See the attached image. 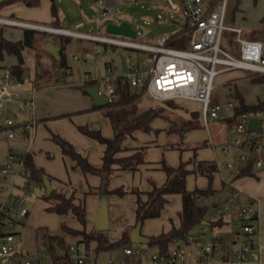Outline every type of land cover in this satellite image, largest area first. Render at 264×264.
Masks as SVG:
<instances>
[{"label": "rangeland", "instance_id": "rangeland-1", "mask_svg": "<svg viewBox=\"0 0 264 264\" xmlns=\"http://www.w3.org/2000/svg\"><path fill=\"white\" fill-rule=\"evenodd\" d=\"M54 1L61 27H69L97 35L108 34L105 32V26L109 22L119 23L126 21L136 31L135 40L147 42L157 35H173L182 30L184 25L182 15L171 11L161 0H120L108 14L102 12V8L107 0ZM225 23L241 27L244 36L260 32L264 29V0H228ZM0 26L7 28L9 24L0 21ZM52 27L57 28V26ZM14 32H18V29ZM3 34L7 37H16L14 33L10 34L5 29H3ZM48 36L55 39L54 34H48ZM233 37V33L224 31L222 46L227 49L226 46L235 45V50H232L231 47V50L228 49L237 55V45ZM44 40L46 38H43L37 45V53L41 55L47 54L42 49ZM111 48L110 45L102 42L70 36L64 47V65L68 66L67 69L70 73L65 81L78 83L79 81L87 80L88 84L93 81L98 84L99 90L103 92L107 82L106 78H109L111 75H119L120 73V54L135 57L141 55V51L135 49L118 46L112 51ZM84 49L91 51L88 60L74 59L73 54H80ZM12 60L14 62L15 59ZM3 63L4 65L7 64L6 58ZM27 63L28 65H32V62L28 61ZM59 65V62L55 60L53 68L56 67L59 70L63 67ZM252 74L243 70L231 71L227 77H232V79L234 77L235 82L229 81V84L226 85L217 84L222 75L217 76L215 80L216 85L213 90L214 101L216 99L219 102L232 101L236 105L239 102L236 97L237 92L243 95L244 101L247 104H253L264 99V83L252 82L250 78ZM60 80L62 81L63 79L61 78ZM80 98H82V101H71L69 104L71 108H67L53 116L52 119L46 122V126L42 124L39 127L40 124H38L32 146L21 137L20 130L16 128L14 131L16 134L21 135L20 140H14V138L6 143V152L0 157V168L6 163L8 152L22 157L27 152L32 151L36 155V157L33 156L35 163L47 173L52 188L61 192L65 191L66 193H64L69 195L71 193L70 190L62 189L61 187L64 186V183L70 184L76 193H81L85 197L86 211L89 215L92 205L99 199L98 195H92L89 193V190L92 186H98L99 192L100 190H104L101 189L104 186L102 176L95 173L84 174L79 168H73L69 157L61 154L59 145L51 138L52 133L58 134L69 141L78 152L86 155L92 165L101 162L103 145L97 140L81 133L78 127L82 125L91 129H98L105 137L112 136V128L108 118L104 116L101 110L92 109L89 95L80 92ZM84 100H90V105L84 106L82 103ZM138 104L140 110L153 104L160 105L164 107V117L166 118H153L150 131H137L134 134L135 138L130 140L136 141V145L145 146L144 159L150 164L148 165L150 168H140L138 171H122L111 174L106 182L105 187L107 190L115 188H122L125 191L129 188L130 190L129 193H125L122 196L108 193L109 213L112 219L117 221L126 219L127 222L134 219L135 195L131 193V189L145 191L150 189L153 184L157 186L161 185L165 178V173L161 168L162 163L169 166H177L181 161H189L188 165L198 160L215 161L217 172L210 182L205 175L194 172L187 174L185 183L186 188L189 190H193L194 188L205 189L209 184L213 186L216 183L227 184L237 182L240 176L229 174L228 170L223 167V164L230 162L233 165H244V163L238 160L239 148L234 145V139L237 137L244 139L252 137L254 134L252 132L238 133L234 131L232 126H229L225 121L226 114H230L231 112H221L218 119L204 124L200 119L201 103L195 100L174 98L169 101H157L153 100L146 92H143L140 100H138ZM192 113L196 114L197 117ZM6 115L13 117L16 122H20L26 118L25 114L18 111L16 104H8L6 106L3 116ZM255 115L264 120V111H259ZM36 118L38 119V116ZM187 120H192V124L186 125ZM2 123L3 120L0 121V124ZM3 138V133H0V139ZM18 138L16 137V139ZM260 138L264 139V125ZM1 145L2 143H0ZM261 170L263 168L256 169L254 172L257 173ZM27 182L29 183L28 185ZM0 185L14 195H18L23 200L28 212L23 217H17L13 214L12 219L7 221L1 228L3 232L13 233V244L22 253L14 258L15 264H23L25 260H33L34 258L38 259L39 264H44L47 262L49 243L43 237L41 230L58 232L61 224L72 226L76 221L71 217L64 216L65 218H61L57 213L49 211L47 209L49 202L42 198V195L46 192L45 186L39 182L28 181L27 177L20 172H16V167L12 168L5 178L0 173ZM244 192L246 191L244 190ZM250 196L255 199L252 209L257 213V217L250 220V223L255 228L253 233L243 232L241 221L238 219L239 211L247 204V201L242 202L239 200L235 204L234 202H227L226 199L215 200L207 208L204 215L205 221L218 217H223V220L221 225L210 226L205 224L207 236L206 239L198 243L197 252L202 253L200 246L205 243H211L213 238L225 243L227 252L226 260H215L214 255L217 253H214L210 257L213 264H235L232 254L244 242H247L249 245L252 242L253 245V248L249 246L248 264H264V194L250 193ZM180 203V196L178 194H171L168 205L165 206V212L171 213L169 216L175 219L181 209ZM225 206L227 209H225ZM219 208L220 210H218ZM169 216H164V213H162L158 217L144 219L142 221V232H145V226L149 220L151 221L149 224L150 229L167 223ZM231 218L237 221L236 225H233ZM117 221L114 222V226L112 225L106 231L113 239H117L120 232V222ZM197 227L200 226H195L192 229L191 234L193 236L199 231V228L196 230ZM227 228L229 229L228 231H226ZM234 231H237V234ZM233 236L237 238L234 242L232 240ZM3 237L0 236V243ZM129 244L132 247L143 245L145 249H152L145 243L130 242ZM76 245L80 250H84L82 243L76 242ZM183 245L187 249H190L188 244ZM89 246V249H93L94 253L85 255V257H89L91 260L95 258V264L131 263L132 257L124 254L123 246L121 245L102 250H96L92 243ZM140 259L141 262L139 264L146 262L144 255Z\"/></svg>", "mask_w": 264, "mask_h": 264}, {"label": "built area", "instance_id": "built-area-1", "mask_svg": "<svg viewBox=\"0 0 264 264\" xmlns=\"http://www.w3.org/2000/svg\"><path fill=\"white\" fill-rule=\"evenodd\" d=\"M120 0H108L103 6L102 12L108 14L113 6ZM135 1V0H124ZM174 12H178L184 19L182 30L173 35H157L147 42L135 40V37L106 34L97 35L89 32L71 29L69 27H57L54 31L62 36H75L83 39L102 42L111 47L122 46L125 48L141 51V55H123L126 62V71H122L120 64L119 75H111L106 78L104 93L108 97V102L113 98L114 82H127L132 89H141V93L146 92L153 100L166 101L174 98H186L201 103L200 119L207 124L211 120L219 118L220 113L233 112L235 104L232 101L218 102L213 100V90L217 76L231 70H243L253 74H264V47L262 41L247 38L243 35V29L239 26L225 23L227 15L228 0H161ZM1 22L10 25H22L32 29H49L48 26L21 22L18 20L0 18ZM233 33L234 42L237 45V55L222 46L223 32ZM137 35V34H136ZM182 43L181 46H173L171 42ZM81 56L88 58L90 50L84 49ZM78 58V54L73 56ZM28 59H30L28 57ZM116 68V67H114ZM87 80L81 81L85 82ZM23 80L17 77L9 66L3 67L0 71V121L2 129L8 139L15 138V129L18 128L23 139L32 146L36 133L37 119L34 116L35 91L32 87L31 97L23 98L20 95V88ZM8 104H16L21 113L29 112L31 118L16 122L9 115L3 116V111ZM10 111V110H8ZM255 114L243 113L235 119L231 125L238 133L247 132L248 118ZM258 117V116H257ZM264 120L261 118V131H252L254 136L247 138L237 137L234 145L239 148L238 160L241 163H252L253 168L264 167V139L260 138L263 132ZM229 174L238 175L241 165H233L230 162L223 164ZM16 167V172L25 177L29 176V171L24 167V160L11 152L7 154V161L0 168V173L5 178L12 168ZM28 185V183H27ZM226 201L234 202L239 193L232 185L227 184ZM200 200L199 197H196ZM254 198L249 196L247 204L243 206L238 214L241 221L242 230L245 233H253L254 226L250 220L256 217V211L252 209ZM227 206V205H226ZM225 206V209L227 207ZM220 210V208L218 209ZM27 213L23 200L6 190L0 185V232L2 226L12 219L13 214L23 217ZM0 243V264H9L6 261L16 255H21V251L15 248L11 233H3ZM207 236L205 225L199 227V231L193 236H187L190 247H199L198 243ZM251 243V242H250ZM222 246V242L213 238L211 243L200 246L202 253H194L184 245L174 246L166 252L158 248L145 249L144 247H123L125 255L131 256L130 264H139L140 257L145 256L146 262L143 264H213L210 257L217 253ZM249 244L244 242L234 253L235 264H248ZM73 256L68 264H86L89 257L94 253L93 249L85 252H78L74 246H70ZM215 256V255H214ZM138 258V263L136 262ZM23 264H39L37 258L25 260Z\"/></svg>", "mask_w": 264, "mask_h": 264}, {"label": "trees", "instance_id": "trees-1", "mask_svg": "<svg viewBox=\"0 0 264 264\" xmlns=\"http://www.w3.org/2000/svg\"><path fill=\"white\" fill-rule=\"evenodd\" d=\"M51 13L54 17L57 16V7L55 1L51 0ZM22 2L26 6H38L40 0H0V8L14 3ZM55 25V24H54ZM10 26V25H9ZM56 26V25H55ZM48 34L44 30L23 28V36L18 40H12L4 36L3 27L0 26V61H3L7 55H14L16 62L12 65H7L12 69V72L21 78L24 68L25 56L24 49H34L35 55L40 56L37 49L38 43L46 38ZM70 36L55 35V41L59 44L58 51L59 57L54 58V61L59 62V66L65 69L68 67L64 65V47L67 39ZM181 46L182 43L171 42V45ZM47 52V51H46ZM37 65H40L39 59ZM2 67V66H1ZM6 67V66H3ZM252 82L264 83V74H252L250 76ZM91 81L89 84H93ZM88 82L83 83L80 88L84 93V87ZM87 94V93H86ZM141 92L137 89H132L127 82H114L113 98L108 104L104 106L92 105V109L103 108V114L110 121L113 134L111 137H105L98 129H91L87 126L80 125L78 128L81 133L97 140L103 146L102 165L94 167L89 163L87 158L77 152L72 145L58 135L53 134L52 139L59 145L61 152L70 157L73 161V166L78 167L84 174L95 173L102 176L104 186L102 187L104 194L114 193L116 195H124L126 193L122 188H115L112 190L106 189V182L111 174L115 171H136L139 169L140 164L144 163V148L145 146L128 148L123 146L126 138H134L136 131L148 132L151 130V121L155 117H164V107L160 105H150L143 109H139L138 100H140ZM239 102L235 105L231 115L225 117L226 123L231 126L237 116L246 114H255L259 111H264V99L257 101L253 104H247L244 101L242 94H236ZM169 101V100H168ZM193 114V113H192ZM197 117L196 114H193ZM166 118V117H164ZM186 125L192 124V120H187ZM129 151L127 154L119 155L120 152ZM24 160V167L29 171L28 181H35L42 184L44 171L34 165L32 154L26 153L22 156ZM190 162H179L177 166H169L162 163L161 168L166 175L165 181L157 186L152 187L147 191H140L132 189L131 193L135 195V218L136 222H142L144 219L158 217L167 203L166 196L169 194H178L181 197V209L177 216L179 218V226L174 225L168 231L161 232L157 235L149 236V241L146 243L151 248H158L162 252L168 251L174 246H180L188 242L187 236L191 234L195 226L207 224L210 226L221 225V217L212 219L210 221L204 220V215L208 206L205 205L206 201L212 198L215 190L212 189L211 184L205 189L194 188L189 190L186 188V176L190 172L205 175L209 182L212 180L214 173L217 171V166L213 160H198L188 167ZM115 166V167H114ZM254 168L252 163L245 164L238 175H254ZM49 179V178H48ZM28 183V182H27ZM29 184V183H28ZM91 193V190H89ZM199 197L200 200H197ZM42 198L49 202L47 209L55 212L58 215L71 214L82 225V229H72L62 225V229L70 232L73 235H79L80 238L77 243H82L84 250L77 249L78 252H85L90 248V243L94 242L96 250L111 249L114 246H125L129 243L128 230H124L122 235L117 241L110 242L107 238L106 231H99L95 228L89 231L85 229L87 222V213L84 206V200H80L75 196V190L72 189L69 195L64 192L51 189L46 191ZM3 232H0V235ZM43 237L48 240L49 249L53 255L57 257V247L64 249L66 257H72L68 249L65 250L63 246V239L58 235H51L42 233ZM73 254V253H72ZM69 258V259H70Z\"/></svg>", "mask_w": 264, "mask_h": 264}, {"label": "crops", "instance_id": "crops-1", "mask_svg": "<svg viewBox=\"0 0 264 264\" xmlns=\"http://www.w3.org/2000/svg\"><path fill=\"white\" fill-rule=\"evenodd\" d=\"M51 3H52L51 0H40V3H39L38 6L29 7V6H26L25 4H23L22 2H14V3L5 5V6L0 8V18L13 19V20L21 21V22L35 23V24H40V25H44V26L46 25V26H49V27H52V26H55V25L57 27H61V24H60L59 19H58V14H57L56 17H54L52 15V13H51ZM106 4H107V2L105 3V5ZM23 28H27V27L26 26H22V25H20V26L19 25H10L7 28L3 27V29H5V31H7L8 33H10V34L14 33V35L16 36L15 38L6 36L7 38L12 39V40H18V39L22 38V36H23ZM17 29H18V32H14V31H17ZM41 30H44L47 34H54V35L58 34L56 32L45 30V29H41ZM245 37L252 38V39H258V40L262 41L263 47H264V29L261 30L260 32L252 33L250 36H245ZM48 40L52 41L54 44L59 46V44L54 39H52L51 37H49L47 35L46 36V40H44L43 43H42L43 51L46 52V50L44 49V44ZM226 47H227V49L228 48L230 49V47H231L232 50H235V48H236L235 45H232V46L230 45V46H226ZM30 50H32V51H30ZM34 52H36L34 49H30V48H25L24 49L25 62H24L23 66H24L25 69L23 70L22 75H21V78L23 80V84H22V86L20 88V95L23 98H30L31 97V92H32V87L33 86L36 87L34 116H35V118H36V116H38V119L36 118L37 119V125L40 124L39 125V127H40L42 124H44L46 126V122H48L50 119H52L53 116H55L56 114L66 110L67 108L68 109L71 108L69 106L71 101L72 102H73V100H74V102L82 101L81 100L82 98H80V92H82V93H84V92L80 88V86L83 84V82L79 81L78 83H75V82H70V81L67 82V81H65L69 77V74H70L68 69H65L64 67H61L59 70L56 67L53 68L54 65H55V61H54L55 57L54 56H52L50 53L46 52L47 54H42V55L40 54V56L37 57ZM74 55L75 54H73V56ZM28 57L30 59H28ZM5 58L7 60V64L4 65V63H3L4 60L0 61V71L3 69V66L12 65V64H14L16 62L15 61L16 58H15L14 55H7ZM12 59H15L14 62H12L13 61ZM38 59L40 61L39 62L40 65H37ZM76 60L87 61L88 58H85V57L81 56V54L78 53V58H76ZM28 61L30 63L32 62V65H28V63H27ZM231 71H234V70H231ZM231 71H227L225 73L220 74L222 76H220V79L217 82V84L226 85V84H229V81L230 82L231 81L235 82L234 81V77H233V79H232V77L231 78L227 77L228 73L231 72ZM61 78L63 79L62 81L60 80ZM86 82L87 81H85L84 83H86ZM212 97H213V100H214V95ZM216 101H217V99H216ZM82 103H83L84 106H88V104L90 105V100H86V101L84 100V102H82ZM92 105H95V104L93 103V101L91 99V107H92ZM97 109L101 110L102 113H103V108H97ZM24 114L26 115V118L23 119V120H28V119L31 118V114L29 112L24 113ZM229 115L230 114H226L225 117H227ZM36 129H37V126H36ZM0 133H3V135H4V138L0 139V143H2V145L0 146V157H1L4 154V152H6V143H8V141L10 139L7 138V135H6L5 131L1 127V124H0ZM135 133H137V131ZM20 134H16L15 133V139L14 140H20V136L22 135V134L21 135ZM53 134L54 133H52V135ZM55 135H58V134H55ZM16 137L17 138L19 137V138L16 139ZM134 138H135V135H134ZM131 139L132 138H129V137L126 138L124 140V142H123V146L128 147V148L141 147V146L135 144L136 141H133V140L130 141ZM72 147L74 148L73 145H72ZM59 149H60V147H59ZM128 152L129 151H123V152H120L119 155L127 154ZM27 153H31L32 154V159H33L34 165L36 167H38V168H41L34 161L35 160L34 157H36V155L32 151H29ZM79 153L82 154L81 152H79ZM61 154L64 155L62 152H61ZM82 155H84V154H82ZM84 156L88 160V157L86 155H84ZM69 159H70V157H69ZM70 161H71V165H72L73 168H78V167H74L73 166V161L71 159H70ZM101 165H102V156H101V162L99 164H96V165H93V166L94 167H100ZM148 165H150V164H148V162L145 161V159H144V163L140 164L139 169L140 168H150V166H148ZM244 165H241V166L243 167ZM188 167L191 168V164L188 165ZM262 168H263V170H261V171H259L257 173H254V175H242V176H240L237 179V182L229 183L236 190L239 191V193H238V195L236 197V201H234L235 204H237L239 202V200H241L242 202L247 201L248 197L250 196V193H253V194H264V181H263V179H264V167H262ZM138 170H136V171H138ZM255 170L256 169L254 168V171ZM119 172H122V171H115L113 174H116V173H119ZM216 172L214 173V175L216 174ZM43 178H47L48 179V175H47V173L45 171H44ZM165 179H166V175H165L164 181H165ZM49 182H50V180H49ZM42 184H43V180H42ZM223 185H224V183H220V184L216 183V185L212 186V189L215 190V194L223 187ZM61 188L62 189H67V190L69 189L70 192L72 191V187L68 183L67 184L64 183V186H62ZM90 190H91V194L92 195H98V198H99L95 202V204L92 205V210L89 213V215H96L98 210H99L100 195L104 194V192L102 190H100V192H99L98 191L99 190L98 186H92L90 188ZM244 190L246 192H244ZM57 191H59V190H57ZM145 191H147V190H145ZM129 192H130V190H129V188H127L126 193H129ZM75 196L79 200L82 198L84 200V206H85V197L82 196L81 193H76V192H75ZM105 197H106V203H107V208H108V218H109V225H108L107 229H109L110 227H112V225L114 226V222L117 221V220L112 219V217L110 216L109 203H108V194L107 195L105 194ZM170 197H171V194L166 196L167 203L164 205L160 215L162 213H164V216L165 215L169 216L171 214V213H166L165 212V206L168 205ZM180 199H181V197H180ZM180 207H181V203H180ZM85 209H86V206H85ZM27 213H26V215H27ZM86 213H87V211H86ZM87 215H88V213H87ZM60 216H61V218L71 217L74 221H76V223H73L72 226H68V225L64 224L66 227L72 228V229H82L83 228L82 225L71 214L60 215ZM256 217H257V214H256ZM222 218H221V220H223ZM167 220H168V222L165 223V224H162L160 227H153V228H150V229H149V224L151 223V221L149 220L147 222L146 226H145L146 227V229L144 230L145 232H142V229H141L142 228V222H141L140 234L148 238L149 236L157 235V234H159L161 232L168 231L171 228L172 225H174L176 227L179 226L180 222H179L178 216H176L175 219L173 217L169 216ZM118 221L120 222L119 223L120 232H119V235H118L117 239L111 238L109 233L106 232L107 238H108V240L110 242L117 241L120 238V236L122 235V232L124 230H126V229L128 230V233L130 235L131 230L136 225L135 213H134V219L133 220H130V221L127 222L126 219H121V220H118ZM232 221H233V225L237 224V221H235L233 219H232ZM62 225L63 224H61V228H60V230L58 232H49L47 230H41V233L51 234V235H58V236L62 237L63 246H64L65 250L68 249V252L71 253L70 255L73 256L72 251L70 249V246H74L75 248L80 249L76 245V242L79 240L80 236L79 235H73L70 232H67V231L63 230L62 229ZM203 225H205V224H203ZM9 226H11V224H9ZM92 228H95V226L93 225L92 222L87 220V222L85 224V229L89 231ZM158 228H160V229H158ZM198 228L199 227H197L196 230ZM107 229L104 230V231H107ZM228 230L229 229L227 228L226 231H228ZM234 232L237 234V231H234ZM3 233H11L13 235L12 232H3ZM235 239H237V238H235L233 236L232 237L233 242L235 241ZM130 242L131 241H130V236H129V243ZM91 243L94 244V242H91ZM129 243H127L126 246L132 247ZM94 246H95V244H94ZM133 247H143V245H136V246H133ZM56 249H57V252H58L57 253L58 256L55 257L53 255L52 251L49 249V253H48V256H47V262H45L44 264H68L69 263V258L70 257L68 258L67 256L66 257L64 256V254H65L64 249H60V247H57ZM190 249L194 253L198 254L197 247H190ZM61 251L64 252V254H61ZM217 254L221 255L220 259H216L215 258V256ZM217 254L214 256L215 260H222V259L226 260L227 259V252H226V244L225 243H222L221 249L217 252ZM17 256H19V254L14 256V257H12L9 260H7L6 262L9 263V264H15V259L14 258L17 257ZM232 256H234V252H233ZM232 258H231V260H232ZM138 260L139 259L136 258V262L137 263H138ZM95 261H96L95 258L93 260H91V258H89L87 263L90 262L91 264H95Z\"/></svg>", "mask_w": 264, "mask_h": 264}, {"label": "water", "instance_id": "water-1", "mask_svg": "<svg viewBox=\"0 0 264 264\" xmlns=\"http://www.w3.org/2000/svg\"><path fill=\"white\" fill-rule=\"evenodd\" d=\"M49 29L44 28L45 30L54 31L53 27H48ZM105 32L108 34H114V35H121L126 37H135L136 31L130 26V24L126 21H121L119 23H112L109 22L105 26ZM44 49L50 53L55 58L59 57V49L60 46L54 44L52 41L48 40L44 44ZM112 51L115 50L114 47L111 48ZM120 58V64L122 71H126V62L124 59V56L122 54L119 55ZM84 91L91 97L93 103L96 106H104L108 104V97L104 93L98 92V84H87L84 87ZM138 92H141V89H138ZM261 118L257 116H250L248 118V124H247V132L252 131H261ZM43 184L46 187L47 191H50L52 189L51 184L47 178H43ZM227 184H224L223 187L210 199H208L205 203L206 206H211L215 200H222L226 199L227 194ZM87 220L93 223L96 230L104 231L108 228L109 225V218H108V208L106 203V197L105 194L100 195V205L99 210L96 215H87ZM140 225L141 222H136L135 227L130 232V241L133 243H147L149 239L143 235L140 234ZM250 247L253 248L252 242L250 243ZM59 250V249H58ZM60 251V250H59ZM61 254H64V252L61 251ZM220 254H217L215 256L216 259H220Z\"/></svg>", "mask_w": 264, "mask_h": 264}]
</instances>
